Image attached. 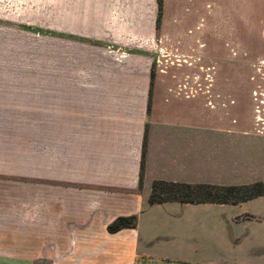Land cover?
Listing matches in <instances>:
<instances>
[{
    "label": "crops",
    "instance_id": "obj_1",
    "mask_svg": "<svg viewBox=\"0 0 264 264\" xmlns=\"http://www.w3.org/2000/svg\"><path fill=\"white\" fill-rule=\"evenodd\" d=\"M152 62L121 48L69 55L61 171H43L41 89L0 72V264H264V195L149 203L153 182L264 185L249 96L227 80L150 87ZM130 216L134 228L106 231Z\"/></svg>",
    "mask_w": 264,
    "mask_h": 264
},
{
    "label": "rangeland",
    "instance_id": "obj_2",
    "mask_svg": "<svg viewBox=\"0 0 264 264\" xmlns=\"http://www.w3.org/2000/svg\"><path fill=\"white\" fill-rule=\"evenodd\" d=\"M103 48L150 57L151 87L227 80L264 121V0H0V72L41 89L43 171L69 161V55Z\"/></svg>",
    "mask_w": 264,
    "mask_h": 264
},
{
    "label": "trees",
    "instance_id": "obj_3",
    "mask_svg": "<svg viewBox=\"0 0 264 264\" xmlns=\"http://www.w3.org/2000/svg\"><path fill=\"white\" fill-rule=\"evenodd\" d=\"M152 75L150 74V81ZM151 87V83H150ZM144 144L141 154L139 184L142 175ZM264 195V185L253 182L246 185L218 186L208 184H180L153 182L149 195V203L177 202L181 204H227L237 205ZM136 217H119L106 226L110 234L122 229L134 228Z\"/></svg>",
    "mask_w": 264,
    "mask_h": 264
}]
</instances>
